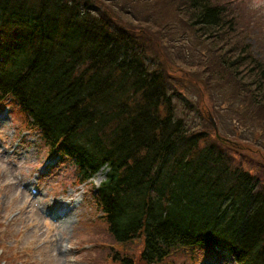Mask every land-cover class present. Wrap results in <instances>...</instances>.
I'll use <instances>...</instances> for the list:
<instances>
[{
	"label": "trees",
	"instance_id": "1",
	"mask_svg": "<svg viewBox=\"0 0 264 264\" xmlns=\"http://www.w3.org/2000/svg\"><path fill=\"white\" fill-rule=\"evenodd\" d=\"M130 1L0 0V98L72 161L79 183L107 169L93 199L111 244L93 264L196 262L199 247L264 264V157L213 136L210 113L196 129L177 106L186 83L199 101L200 80L235 86L212 95L224 104L216 119L254 129L248 142L264 137L254 13L244 0Z\"/></svg>",
	"mask_w": 264,
	"mask_h": 264
},
{
	"label": "rangeland",
	"instance_id": "2",
	"mask_svg": "<svg viewBox=\"0 0 264 264\" xmlns=\"http://www.w3.org/2000/svg\"><path fill=\"white\" fill-rule=\"evenodd\" d=\"M244 1L248 13H254L253 27L256 29L247 42L252 45L257 58L264 60V0ZM141 4L147 10L149 4ZM128 6L130 9L133 7V0ZM163 11H166L164 7ZM171 23L180 36L182 28L178 29L177 23ZM253 35L257 39L251 37ZM173 75L184 79V82L190 78L178 73ZM197 88L203 93L200 101L196 92H188L189 84L186 83L185 90L178 88L184 95V99L177 102L179 114L195 128L198 125L197 128H205L206 124L202 122L206 119L202 111L207 112V119L210 113V125L214 128L210 133L213 136L217 135L237 147L239 154L264 157L261 142L264 137L248 142L246 140H253L255 136L254 129L244 128V122L232 115H227L220 122L214 115L215 108L221 110L224 104L213 103L212 95L216 100H222V93L236 87H225L224 84L206 87L200 80ZM17 109L15 107L7 114L0 113V264H93L89 259L91 255L109 248L111 244L98 236L104 233V223L93 199L96 188L101 184V181H96L100 180L98 173L106 170L101 169L89 180L90 183L79 184L72 161L59 154L50 156L41 136L24 127L21 116L15 114ZM33 188L37 189V194L32 193ZM64 209L71 211L69 221L60 223L57 219ZM196 255V262L189 259L186 263L180 254L173 255L172 261L175 264H225L227 259L231 260L223 253L214 255L202 249H198Z\"/></svg>",
	"mask_w": 264,
	"mask_h": 264
},
{
	"label": "bare ground",
	"instance_id": "3",
	"mask_svg": "<svg viewBox=\"0 0 264 264\" xmlns=\"http://www.w3.org/2000/svg\"><path fill=\"white\" fill-rule=\"evenodd\" d=\"M98 177L100 178V180L96 179V181L97 180L98 181H102L104 179V177H105V173H102V170H101L98 173ZM102 177H103V179H101ZM70 213H71V211H69L68 209L62 210L60 212V215H59L60 218H58L57 221H59L60 223H67L69 221Z\"/></svg>",
	"mask_w": 264,
	"mask_h": 264
}]
</instances>
